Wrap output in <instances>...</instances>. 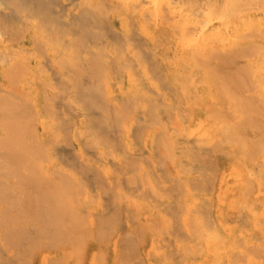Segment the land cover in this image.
Returning a JSON list of instances; mask_svg holds the SVG:
<instances>
[{
  "label": "bare ground",
  "instance_id": "obj_1",
  "mask_svg": "<svg viewBox=\"0 0 264 264\" xmlns=\"http://www.w3.org/2000/svg\"><path fill=\"white\" fill-rule=\"evenodd\" d=\"M0 264H264V0H0Z\"/></svg>",
  "mask_w": 264,
  "mask_h": 264
}]
</instances>
